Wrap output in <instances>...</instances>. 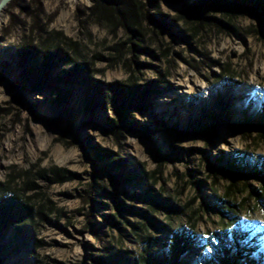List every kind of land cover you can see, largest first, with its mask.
<instances>
[{
  "label": "rangeland",
  "instance_id": "1",
  "mask_svg": "<svg viewBox=\"0 0 264 264\" xmlns=\"http://www.w3.org/2000/svg\"><path fill=\"white\" fill-rule=\"evenodd\" d=\"M0 196V264H264V7L9 0Z\"/></svg>",
  "mask_w": 264,
  "mask_h": 264
},
{
  "label": "trees",
  "instance_id": "2",
  "mask_svg": "<svg viewBox=\"0 0 264 264\" xmlns=\"http://www.w3.org/2000/svg\"><path fill=\"white\" fill-rule=\"evenodd\" d=\"M205 1V0H202ZM217 1V0H212ZM240 3L249 5V4H255L259 6L264 7V0H236ZM34 63L36 64L37 69H39V66L41 64V59L37 56L34 58ZM117 94H119V91H116ZM117 94L112 98L113 102H116L118 105H121V102L124 103L127 101V99H130L133 97V93L130 94L128 90H122L119 95H122L120 97H117ZM122 106V105H121ZM32 214L30 211L27 210V208L19 203V200L16 198H10L5 196H0V221L2 223V226L6 230L10 227L16 228V234L19 236L21 234V231L23 230V227L21 226L27 221V218H30ZM180 237L183 236V232L179 233ZM182 239L176 238V246L174 247L175 250V257H177L180 253V244ZM182 245V244H181ZM252 255V254H250ZM237 256H235V260H237ZM255 259V258H254ZM174 262H176V258L174 259ZM235 264V263H233Z\"/></svg>",
  "mask_w": 264,
  "mask_h": 264
},
{
  "label": "water",
  "instance_id": "3",
  "mask_svg": "<svg viewBox=\"0 0 264 264\" xmlns=\"http://www.w3.org/2000/svg\"><path fill=\"white\" fill-rule=\"evenodd\" d=\"M9 2V0H0V10Z\"/></svg>",
  "mask_w": 264,
  "mask_h": 264
}]
</instances>
